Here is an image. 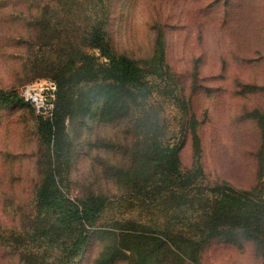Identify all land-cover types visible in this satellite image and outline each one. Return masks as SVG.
<instances>
[{"label": "rangeland", "instance_id": "1", "mask_svg": "<svg viewBox=\"0 0 264 264\" xmlns=\"http://www.w3.org/2000/svg\"><path fill=\"white\" fill-rule=\"evenodd\" d=\"M55 30L100 62L122 54L149 64L159 41L163 61L156 63L157 74L145 81L148 94L139 99L137 109L154 132L148 137L177 145L181 170L196 162L201 166L203 173L191 194L215 185L248 190L261 202L264 218V0H0V95L16 99L4 105L0 98V264L73 260L68 242L38 238L43 219L36 191L46 175L52 143L42 134L33 108L17 101L22 85L52 78L45 65H37L32 74L22 63L32 50L43 59L63 56L55 55L57 44L38 48L37 36ZM94 34L101 37L106 55L85 46ZM100 106V99L87 112L86 103L79 111L75 106L76 113L65 122L68 156L62 153L51 160L65 198L104 194L110 202L106 218L138 222L141 236L169 241L168 232L176 239L141 264H264V244L240 233L230 240L214 237L204 242L200 211L181 208L168 225L155 203L118 202L125 198L120 196L126 183L106 178L109 170L101 162L129 165L120 156L128 125L124 120L97 123L91 113ZM193 131L200 142L197 154ZM100 138L115 147L95 150L92 143ZM128 138L135 145L136 139ZM162 188L156 192L159 200L167 197ZM125 203L133 206H117ZM50 216L55 224L57 214ZM87 237L73 264H90L104 243L99 230ZM131 260L129 253L115 264H135Z\"/></svg>", "mask_w": 264, "mask_h": 264}, {"label": "trees", "instance_id": "2", "mask_svg": "<svg viewBox=\"0 0 264 264\" xmlns=\"http://www.w3.org/2000/svg\"><path fill=\"white\" fill-rule=\"evenodd\" d=\"M29 36V44L34 48L32 35ZM37 40L40 49L41 46L48 45L51 48L57 44L59 52L55 55H63L52 60L43 59L32 50L27 53L28 57L22 63L23 70L32 74L36 73L37 65H45L44 67L53 72L52 78L48 79L55 81L57 85L54 118L52 121L40 119L39 127L42 134L52 143V156L48 155V166L44 172L46 175L36 191V203L40 208L38 215L43 219L38 238L60 244L68 242L73 257L71 264L81 255L80 249L86 244L87 235L93 230H99L104 243L90 264H115L122 256L128 257L129 253L131 261L141 264L165 242L176 241L168 232L165 235L169 241H163L156 235L141 236L142 227L133 220L122 217L106 218L104 215L110 202L104 194L96 195L90 192L85 197L71 201L63 196L58 187V170L56 167L52 170L51 160L54 156L60 158L59 154L62 153L65 157L68 156L65 122L76 113L75 106L76 111H79V107L86 103L83 111L87 112L92 102L100 99L99 111L91 113V116L96 117L97 123L107 125L115 120H124L128 125L124 131V143L120 144V156L122 159L127 158L129 165L125 166L120 164V161L113 160L101 162L102 165L107 164L109 170L105 173L106 178H113L117 185L120 181L126 183L120 196L125 198L118 202L133 200L137 204L155 203L159 213L162 212L165 216L167 224L170 216L181 208L191 209L192 212L200 211L199 223L203 230L201 234L205 235L204 242L214 237L230 240L240 233L264 244V218L260 209L263 206L261 202L250 197L248 190H238L229 185H215L202 186L197 194H191L203 173L201 166L196 162L190 168L181 170L178 146L148 137L154 132L151 125L148 126L143 117L137 115V109L141 105L139 99L148 94L145 81L157 74L156 63L163 61L159 41L158 49H155L158 54L154 53L149 64L146 61L141 65L138 60L122 54L107 55L108 61L100 62L99 57L81 51L80 45L66 40L63 33L57 30L50 35L42 31ZM85 46L98 49L102 55L107 54L101 37L97 34H94L90 43ZM61 47L67 54L62 53ZM0 96L4 105L15 99L12 95ZM17 101L24 102L21 98ZM128 136L136 139L135 145L129 143ZM192 139L197 154L200 142L194 131ZM92 147L108 152L115 146L111 144V140L100 138L92 143ZM56 153L58 154L54 155ZM161 185L162 190L167 191V197L163 200H159L156 193ZM122 205L133 206L130 203L117 204L119 207ZM53 214H57L53 219L55 224L51 223L50 215ZM103 219L108 222L101 223Z\"/></svg>", "mask_w": 264, "mask_h": 264}, {"label": "built area", "instance_id": "3", "mask_svg": "<svg viewBox=\"0 0 264 264\" xmlns=\"http://www.w3.org/2000/svg\"><path fill=\"white\" fill-rule=\"evenodd\" d=\"M19 97L29 104L42 120L52 121L57 99V85L51 79H38L22 85Z\"/></svg>", "mask_w": 264, "mask_h": 264}]
</instances>
